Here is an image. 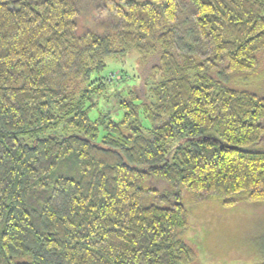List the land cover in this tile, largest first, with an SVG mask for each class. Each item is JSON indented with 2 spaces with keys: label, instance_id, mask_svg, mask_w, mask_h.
I'll return each instance as SVG.
<instances>
[{
  "label": "trees",
  "instance_id": "trees-1",
  "mask_svg": "<svg viewBox=\"0 0 264 264\" xmlns=\"http://www.w3.org/2000/svg\"><path fill=\"white\" fill-rule=\"evenodd\" d=\"M0 0V264H191L183 198L264 202V0ZM138 54L145 75H104ZM109 110L90 118L107 92ZM264 264V263H260Z\"/></svg>",
  "mask_w": 264,
  "mask_h": 264
},
{
  "label": "rangeland",
  "instance_id": "rangeland-1",
  "mask_svg": "<svg viewBox=\"0 0 264 264\" xmlns=\"http://www.w3.org/2000/svg\"><path fill=\"white\" fill-rule=\"evenodd\" d=\"M79 31H94L107 34L119 26L109 4L104 0H78ZM257 70L248 75H237L228 84L237 90H245L264 96V52L258 53ZM138 54L113 61L108 58L104 75L111 76L122 70L128 76L145 75L148 65H141ZM107 92L108 97L99 100L90 118L94 119L99 110H109L115 121L122 117L117 100ZM264 124V121H263ZM251 148L264 150L263 141ZM183 203L189 211V224L183 233L186 242L195 250L196 258L191 264H260L264 263V202L241 200L225 206L218 201L194 202L193 194L184 196Z\"/></svg>",
  "mask_w": 264,
  "mask_h": 264
}]
</instances>
